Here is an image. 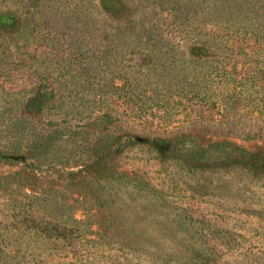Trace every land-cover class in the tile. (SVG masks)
Listing matches in <instances>:
<instances>
[{
    "label": "rangeland",
    "instance_id": "obj_1",
    "mask_svg": "<svg viewBox=\"0 0 264 264\" xmlns=\"http://www.w3.org/2000/svg\"><path fill=\"white\" fill-rule=\"evenodd\" d=\"M263 86L264 0H0V264H264Z\"/></svg>",
    "mask_w": 264,
    "mask_h": 264
},
{
    "label": "trees",
    "instance_id": "obj_2",
    "mask_svg": "<svg viewBox=\"0 0 264 264\" xmlns=\"http://www.w3.org/2000/svg\"><path fill=\"white\" fill-rule=\"evenodd\" d=\"M162 36H163V34L159 30L158 33H157V37H159L163 41L164 39L162 38ZM172 52H173L172 49L169 47V49L167 51H164V55H171ZM184 78H187L186 75H184V77H182L181 80L184 81ZM6 80H8V79H6ZM186 82H183V83H186ZM44 86H46V85H44ZM47 87H49V86H47ZM2 88H5V86L2 85ZM38 89H40V88H38ZM41 92H42V94L40 93V90H36L33 93V95H30L29 97H27V99L24 98L21 101H19V106H21L22 104H26L25 106H27V105L28 106H31V105H41V103H43L45 101H48V99L50 97L49 91L48 90H45V91H41ZM130 96L135 97V95H131L129 93H125V94H119V96L117 98L119 100L120 99H127L128 101H130L131 100V97ZM142 110H143V107L142 106L133 108V109L129 110L130 113L128 115L132 117L133 116L132 115L133 112L134 113H137V112L139 113ZM260 110L261 111H264V108L263 109H260ZM15 119H18V117H14L13 118L14 121H15ZM181 141L183 143L188 144V145L190 143V140H187V139H184L183 138L182 140L179 139L177 141L176 145H179L178 142H181ZM223 142L224 141H220V140L214 141L212 143V145L214 146V148L210 152H214V151L216 152L219 149L218 146H220V144H222ZM229 143L233 144L232 142H229ZM189 148H190V145H189ZM261 148L264 149V147H261ZM28 154L29 153H27L26 150L25 151L24 150H22V151H9V150L8 151H4V150H0V157L1 158L8 159V158L11 157V158L20 160L21 162H24V163L27 162V160L29 158ZM193 154L197 156L198 154H201V153L197 150L196 154L195 153H193ZM263 154H264V151H263ZM234 163L237 164L238 166L243 167L246 170L247 169L249 170V167L250 166H253L255 164V163H253V162H251V161H249L247 159H244L243 158V154H242V159L241 158H236V159H234ZM263 164H264V162H263Z\"/></svg>",
    "mask_w": 264,
    "mask_h": 264
}]
</instances>
